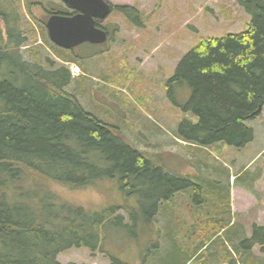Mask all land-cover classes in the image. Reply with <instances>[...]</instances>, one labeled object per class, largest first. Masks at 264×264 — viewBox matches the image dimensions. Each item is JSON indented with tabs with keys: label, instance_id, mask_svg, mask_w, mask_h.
I'll return each instance as SVG.
<instances>
[{
	"label": "trees",
	"instance_id": "trees-1",
	"mask_svg": "<svg viewBox=\"0 0 264 264\" xmlns=\"http://www.w3.org/2000/svg\"><path fill=\"white\" fill-rule=\"evenodd\" d=\"M235 2L250 15L246 27L201 39L166 84L167 97L197 118L178 125L175 137L187 143L242 147L254 138L245 120L264 105V0ZM15 11L10 0H0V264H65L57 255L72 247L104 251L101 227L135 237L140 225L151 227L163 201L190 187L198 193L195 182L168 172L157 153L138 149L90 114L66 90L72 79L66 65L49 57L39 62L37 53L25 58L19 46L27 36ZM178 84L190 88L184 102L175 96ZM102 177L117 178L133 203L85 206L47 188H83ZM254 244L264 254V225L253 223L241 239V261Z\"/></svg>",
	"mask_w": 264,
	"mask_h": 264
},
{
	"label": "rangeland",
	"instance_id": "rangeland-1",
	"mask_svg": "<svg viewBox=\"0 0 264 264\" xmlns=\"http://www.w3.org/2000/svg\"><path fill=\"white\" fill-rule=\"evenodd\" d=\"M10 1L17 10L20 8L19 23L22 33L28 36L20 48L25 58L30 60L29 53L33 55L37 49L53 59L61 56L65 51L48 44L44 22L39 21L47 14L40 5L49 8L51 2L57 6L61 0ZM26 1L33 3L35 9L31 12ZM109 1L133 4L143 14L131 12L125 20L115 12L109 19L120 28L114 37L75 46L71 52L77 56L73 57L81 72L67 89L90 114L118 128L138 149L157 153L168 172L192 180L199 191L190 187L163 201L156 214L158 224L140 225L135 237L111 225L101 227L106 252H91L81 246L60 253L58 260L120 264L108 258L109 253L123 264H183L187 258L190 264L196 256L193 261L202 264L213 257V250L227 256L224 240L235 246L233 241L249 235L253 223H264V195L263 202L258 203L250 195L252 191L257 196L255 191L262 190L255 189V185L250 190L251 182L264 187V106L259 115L245 120L254 129V138L242 147L224 141L206 146L180 143L175 137L179 123L186 118L195 122L197 118L167 97L166 84L178 61L201 39L241 31L250 17L233 0ZM218 2H225L222 14L218 13ZM39 12L45 16L36 19L31 14ZM31 45L30 50L27 46ZM173 89L178 100L188 99V85H174ZM2 104L0 98V107ZM47 188L62 199L85 206L109 207L134 200L132 194L119 188L117 178L102 177L85 188L56 183ZM256 253L264 264V254L259 250Z\"/></svg>",
	"mask_w": 264,
	"mask_h": 264
},
{
	"label": "water",
	"instance_id": "water-1",
	"mask_svg": "<svg viewBox=\"0 0 264 264\" xmlns=\"http://www.w3.org/2000/svg\"><path fill=\"white\" fill-rule=\"evenodd\" d=\"M78 8L81 14L71 16L51 15L46 22L48 35L57 45L71 48L83 41L102 42L106 33L94 26L93 17L104 18L109 5L104 0H64Z\"/></svg>",
	"mask_w": 264,
	"mask_h": 264
},
{
	"label": "crops",
	"instance_id": "crops-1",
	"mask_svg": "<svg viewBox=\"0 0 264 264\" xmlns=\"http://www.w3.org/2000/svg\"><path fill=\"white\" fill-rule=\"evenodd\" d=\"M254 185H255V189H258V190L262 189L260 193H257V191H255V193L257 195L259 194L258 200L255 198V196L252 195L255 199V203H257L258 201L263 202L261 198L264 195V187H262L261 184H259L258 182L257 183L251 182V187H253ZM262 215H264L263 212H262ZM233 242H234L235 246L231 245L230 241L227 242L226 240H224V242H223V244L225 245L226 250L228 252L227 256H222V255L218 254L216 250H213L212 251L213 257L210 259H207V261L205 263H202V264H241V262H242V264H251L250 263L251 258H254L255 260L257 259L256 251H257L258 247L256 244H254L252 247H249L250 249L248 250V253H250L251 255H250L249 259L245 262L244 260L241 261V258H240V256H241V245H240L241 237L239 240H237V241L234 240ZM200 248L201 247H199L197 249V253H198ZM218 252H219V250H218ZM243 252H244V250H243ZM192 258H194V256H192ZM196 259H197V256L193 260H196ZM230 259H231V261H230ZM189 260H190V258H187L183 264H185L186 262H189ZM190 264H197V263L190 262Z\"/></svg>",
	"mask_w": 264,
	"mask_h": 264
},
{
	"label": "flooded vegetation",
	"instance_id": "flooded-vegetation-1",
	"mask_svg": "<svg viewBox=\"0 0 264 264\" xmlns=\"http://www.w3.org/2000/svg\"><path fill=\"white\" fill-rule=\"evenodd\" d=\"M70 10V9H69ZM96 23L97 24H99L101 27L103 26V25H101V21L100 20H96ZM105 26H103V29H105L106 31H107V33H108V35H110V29H109V26H108V23H106V24H104Z\"/></svg>",
	"mask_w": 264,
	"mask_h": 264
}]
</instances>
